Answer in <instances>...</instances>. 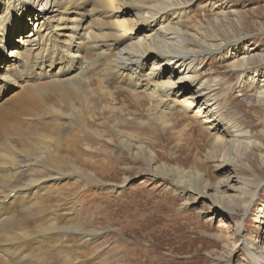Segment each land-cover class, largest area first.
<instances>
[{
  "label": "rangeland",
  "instance_id": "374dc122",
  "mask_svg": "<svg viewBox=\"0 0 264 264\" xmlns=\"http://www.w3.org/2000/svg\"><path fill=\"white\" fill-rule=\"evenodd\" d=\"M6 1L0 0V16ZM47 1L44 0L45 5ZM173 1L182 7L183 15L171 27L223 46L221 51L211 52L195 63L197 82L219 84L213 93L216 107L222 109L218 120L227 127L238 128L244 135L241 139L244 149L237 158L226 155L223 158L221 154L213 159L215 137L212 134L219 131L225 137L226 131L221 127L217 132L211 130L197 113V105L186 117L188 122H150L147 116L153 113L147 103L138 101L131 93L133 89L125 86L117 72L112 75L103 60L87 72V84L73 88L67 85L69 89L65 91L51 90V81L46 79H33L26 86L40 94L43 108L38 106L47 110L50 117L42 122L32 118L31 123V116H21L17 111L12 116L3 115L1 128L33 133L31 142L39 145L29 150L35 156L20 159V153H27L14 142L16 151L12 153L19 158L16 165L38 169L37 175L43 182L40 188H45L37 194L38 198L36 195L29 200V205L18 208L17 213L40 207L47 209L46 213L29 218L28 210L24 212L26 215L22 212L15 231L24 235L35 226L57 223L64 228L59 239L47 234L50 236H32L18 242L22 247H30L29 250L33 247L32 251L38 254L40 251V258L37 256L40 264H45L42 257L50 252L56 254L61 247L68 252L67 256L59 257L62 264H72L74 260L77 264H246L248 260L241 252L243 240L236 224H240L244 236L264 248V225L260 223L264 187L243 221V211L236 200L234 205L223 207L213 204L210 197L212 187L230 177L232 182L237 178L242 185L247 183L246 189L251 191L264 183V106L258 105L255 99L262 84L248 83L255 73L264 75V0ZM78 3V12L90 13V28L98 31L106 43L113 44L118 32L133 29L129 21L132 17L118 23L115 16L102 12V7L114 11L125 9L128 0L105 3L80 0ZM13 5L3 16L4 20L16 22L13 26L18 32L12 33L10 41L13 46H19L16 40L37 30L38 25L34 21L36 17L21 19L19 12L12 10ZM62 17L68 20L69 26H72L69 20L81 19L79 14L71 13H64ZM11 50L8 46L3 56ZM236 51L242 55L231 58ZM82 55L95 59L91 52ZM252 58L245 74L231 67L241 59ZM226 81L230 89L224 87ZM20 91L14 89L4 103ZM137 93L143 95V92ZM177 93L176 89L169 98L180 103L175 105L179 112L182 102L190 101L185 100L189 94L176 100ZM29 122L34 127L32 132L27 127ZM44 130L48 136H54L53 141L35 138L38 134L45 136ZM175 186H188L191 191L181 194ZM18 206L11 204L13 213ZM234 210L237 214L230 215ZM54 246L57 249L53 250Z\"/></svg>",
  "mask_w": 264,
  "mask_h": 264
},
{
  "label": "bare ground",
  "instance_id": "6f19581e",
  "mask_svg": "<svg viewBox=\"0 0 264 264\" xmlns=\"http://www.w3.org/2000/svg\"><path fill=\"white\" fill-rule=\"evenodd\" d=\"M79 1L48 0L45 5L44 0H7L4 5V13L0 16V264H40V251L38 254L32 251L33 247L29 250L30 247H22L21 244L18 245V242L27 240L32 236L43 237L47 234H50L54 239H59L64 229L61 224L57 223L50 226H35L32 232H26L24 235L15 231L16 226L19 224H17L19 222L18 217L22 212L28 210L17 213L18 208L29 205V200L33 199L32 197L39 194L40 191H44L45 188L44 186L40 188L43 182L37 175L38 169L16 165L19 158L24 159L26 156H35L29 150L35 145H39L31 142L33 133L23 134L20 129L5 130L1 128V125L3 124L2 117L4 114H11L12 116V113L19 112L21 116L22 114L29 115L31 116L30 122L33 120L32 118L39 119L42 122L46 117H50L47 110L43 111L41 109L40 94L34 88L26 86L33 79H46L51 81L49 82L51 83L49 84L51 90L65 91L69 89L67 85L73 88L76 85L87 84L88 80L85 79L87 72L93 69L92 67L97 64V61L103 60L112 71V75L117 72L125 86L133 89L131 93L138 101L147 103L153 113L147 116V120L150 122L161 123V121L175 120L188 122L189 119L186 117L197 105V113L200 114L201 119L204 118L205 123L210 125L211 130L217 132V129L221 127L226 131L224 132L226 133L225 137L220 136L219 131L218 134H212L215 137L212 144L214 153L211 157L213 159H217L221 154H224L223 158L225 155L229 158L233 156L237 158V154L244 149L241 142L244 135L239 133L238 128L234 126L233 128L231 125L227 127L226 124L218 120L222 109L216 107V99L213 93L219 84L197 82L198 74L195 63L211 52L221 51L223 46L221 43L215 44L211 40L197 39L193 37L194 35L191 36L180 28L171 27V23L179 21L183 15L181 12L182 7L178 3H174L173 0H128L129 3L124 7L125 9L114 11L102 7V12L106 11L108 14L110 13V16H115L117 18L115 21L118 23L128 20L125 17L133 18L129 19L133 29L118 32L114 36L113 44H109L105 42L104 37L98 36V31L90 28L88 21L89 18L91 19L90 13L81 14V11L78 12L80 8ZM98 1L105 3L107 0ZM12 3L14 4L12 10L16 9L21 19L36 17L34 21L38 25V31L33 29L37 31L36 33L33 30L26 35L22 33L23 36L16 40L19 46H13L10 41L14 36L12 33L18 32L13 26L16 25V22L13 19L4 20L3 16L8 13ZM64 13L79 14L81 19L69 20L72 24V26H69L67 25L68 20L62 17ZM82 17H84V20ZM39 18H41V21L38 20ZM155 28L157 29L155 30ZM148 30L149 34H147ZM45 31L46 34H44ZM140 32L145 35L143 36ZM35 37L37 38L34 39ZM129 43L130 46H128ZM8 46H11L12 50L3 56ZM120 47H125V50L119 51ZM83 52L93 53L95 59H87L86 56L82 55ZM240 53V51L234 52L233 56L231 54V58H238L242 55ZM252 60L253 58L241 59L240 62L232 64L231 67L235 71L245 74L247 71L245 69L251 64ZM148 65L150 68L148 72H145ZM96 74L99 75V71ZM257 81L258 84L261 83L262 85L261 91L257 93L255 99L258 105L264 106V75L255 73L254 77L248 79L250 84ZM224 87L226 89L231 88L227 81L224 82ZM14 89H20L21 91L10 96L5 104L4 99ZM176 89L178 93L175 99L178 96L189 94L185 100L190 101L187 104L182 102L181 106L183 108L179 112L175 110V105L180 103L171 101L169 98ZM137 92H143V95ZM38 105H41V107ZM206 115H209V118L206 119ZM30 122L28 124L30 126H26L31 129L32 124ZM44 123L46 125V122ZM32 129L30 132H32ZM50 133L53 134L52 129ZM51 134L49 136L47 133H45V136L38 134L39 137L35 138L53 141L54 136L52 137ZM13 142L19 144L27 154L22 155L20 153L19 158L13 156L12 151H16ZM240 157L238 156V158ZM44 160L49 162L48 158H44ZM27 165H30V163ZM166 177L169 176H163V178ZM235 179L236 182H232L230 177L213 186L211 189L213 195H210V197L214 200L213 204L223 207H226L224 205H234L236 200L238 208L243 211L241 215V221H243L249 216L258 201L264 183L256 186L255 190L251 191L246 189L247 183L244 182V185H242L237 181V178ZM175 187L179 188L181 194L191 191L188 186L184 188ZM246 197L248 201L245 200ZM11 204L19 205L15 208L16 212L14 213ZM37 206L40 207V205ZM45 207L47 208V205ZM46 210L43 207L35 211L28 210L27 215L29 218L30 215L40 216L45 214ZM260 213L262 214L260 223L264 225V208ZM234 214H237L236 210L230 213V215ZM20 217L22 218V216ZM236 228L243 240L241 252L248 260L246 264H264V248L258 245L254 239L244 236L245 232L243 230L242 233L240 224H236ZM57 247L54 246L53 250ZM67 254L68 252L61 247L56 254L50 252L49 255L41 259L45 264H62L58 259L62 255L67 256ZM74 262L72 264H77Z\"/></svg>",
  "mask_w": 264,
  "mask_h": 264
}]
</instances>
